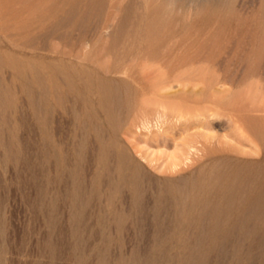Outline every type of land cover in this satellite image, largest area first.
<instances>
[{"label": "rangeland", "instance_id": "rangeland-1", "mask_svg": "<svg viewBox=\"0 0 264 264\" xmlns=\"http://www.w3.org/2000/svg\"><path fill=\"white\" fill-rule=\"evenodd\" d=\"M114 2H116L114 4H116V6L118 5V8L115 7L113 11L110 6L112 0H107L103 6L97 5L98 7L95 8L94 12L97 11V14L101 11L103 17L101 13L97 16L102 19L114 15V19L112 18L113 21L111 20L113 26H117V24L119 26V22L125 20L127 22L126 26L128 27V24L132 21L137 23V26L140 27V32L148 31L155 35L169 34L171 36L174 34V36H177V40H180L181 37H191L194 41H199V44L202 45L200 46L196 43L199 47L174 49L169 52L164 49H157L159 50L157 53L154 51V55H150L152 59L140 61L141 63H136L135 65H118L119 70L117 71H113L112 68H109V66L113 65L114 58L111 63L107 62L110 60H105L104 65L107 63L104 67L105 70H112V73L109 72L111 75L108 73V75L105 76L114 81V88L118 85V95L122 97L132 95L134 88L135 91L139 90L140 92L142 90L140 93H137L135 106L129 110L128 114L120 117L119 125L114 133L118 145H121L120 148L122 147L127 151L131 159L138 160L144 163L152 172L163 175L161 172L153 169V166L149 163L153 161V165L155 166L158 162H169V156L184 152L185 155L183 160L186 163L184 167L187 168L189 163H194L192 154L187 155L186 152L188 134H203L202 136L204 137L200 139L202 142L205 141V139L202 138H205L206 135L213 138L215 136V141L220 138L226 141L231 140L234 145L236 142L234 136L228 137V139L224 138L225 134L230 135L232 131H230L231 125L228 120L229 115H243V122L251 131L256 133L255 137L259 138L258 143L261 148L264 149V0H116ZM51 4H53V6ZM108 5L110 7L106 8L107 10L105 12L102 11L105 10L104 6L107 7ZM114 6L115 5H113V8ZM53 7V0H0V49L6 50L7 47L11 48L17 45H21L23 48L26 42L23 40H26L25 35L27 32L20 30L21 32L18 33L17 27L26 26L28 24L27 26H29V28H33L32 26H39L41 23H44L43 21L52 24ZM39 8L42 10L40 11ZM116 9L118 10L114 11ZM113 12H118L119 16H115ZM114 20H116V23H114ZM6 27L10 28V31L4 32L3 28L6 29ZM49 31V29L44 30L39 37L37 36L39 39L37 38L36 40L40 45L35 42V44H37L35 45L36 49H25L24 46L22 50H18V53H13L17 57H27L31 60V63L25 66L26 70L33 74L36 70H42L44 68L41 66L42 62L50 61L56 63L65 62L67 65L74 64L79 68L86 64L84 58L91 53L90 47L88 48L85 46L84 48V46H82V48H75L72 51L70 47L67 48L69 46V41L67 44V41L61 42L60 40L51 39L47 36L48 34L46 35ZM15 32H17V34ZM32 32L35 31H31V33ZM35 34H37V32H35ZM106 35L107 38L105 37V40H108L109 33ZM196 37H199V39ZM208 43L212 44L209 46L210 49L207 46ZM9 50L12 51L11 49ZM72 53L74 55H72ZM172 53L174 54V60L171 57ZM120 54L121 52H118L119 58L121 56ZM169 54L171 56H169ZM155 55H158V57L154 58L156 57ZM160 56L161 58H159ZM165 56H169L170 59L172 58V61L169 58V60L167 59L169 62L176 63L171 65L172 63L168 62V64L167 61L164 62L165 64L157 62V60H166L167 57ZM178 56L181 59H179ZM181 56H183V58ZM178 60L181 62H178ZM210 61H212V63H210ZM177 62L180 63V65ZM28 67L30 70L33 67V71H30ZM148 67H150L149 70L147 69ZM183 73L197 80L196 84H198V89L205 88L206 86L208 87L211 83H217L216 88L218 90L214 96H211L210 90L207 91L206 94H199L196 96L198 101H202L200 104L201 106H210L216 110L212 109L214 110V115L212 117H210L211 111L204 112L203 116L197 118L199 121L196 120V126L191 129L189 133L182 132L184 130L182 126L185 125L184 121H177L170 114L165 117H159L156 114L155 108L141 104L143 103V99L147 100L152 95V90L149 88V83H151L149 80L153 81L157 78V80H159L164 77H168L167 79L170 77V79L173 80L174 76ZM1 75L5 80L7 79L6 82H11L16 85L15 92L19 94V89L22 85H20L21 82L18 80L13 81V73L9 71L8 73H1ZM150 76L156 78H151ZM65 78L67 80L64 79V81L66 80L68 82L69 77L67 74H65ZM67 82H63L64 84L62 83L58 86L64 87L69 93V101H65V103H63V101L61 103L59 102V105L54 98L48 100L47 105L56 106L53 107L56 110L55 114L52 113L54 115H51L53 121L50 119L48 131L51 133L52 141L55 142L56 145L59 144L61 146L60 154L62 157L71 158L73 154V144L85 138V133L81 128L82 123L80 124V121L85 118L82 99L86 95L85 91L87 90H85L84 87L72 88V90L68 85L69 82ZM118 82H125L127 86L130 83L129 87L132 89L129 87L125 89V86H122L121 83ZM174 85L176 86L177 83H174ZM32 88L34 92L39 94L38 86L32 85L31 89ZM68 89H70V91ZM128 90H131L132 93L131 91L127 93ZM70 92H72V96H70ZM92 97L96 101V95ZM213 97L220 100L217 106L212 105L210 102ZM37 99L40 102L41 99ZM14 100L15 104L18 103L15 109L7 108L6 111L8 115L14 114V116L21 121L7 134L8 136L10 135L9 138L6 135V139L8 138L7 140L14 141V144H12L15 150L14 156H12L10 161L5 165L0 162V236L2 235V238L0 237V240H2L0 241V264H157L158 262V264H182V262L183 264H191L189 259L190 255H188L189 250L199 249L201 247L200 245L196 243L184 244V242H182L183 240L175 237L173 238V232H169L168 237L166 236V238L161 241L156 240L153 238L155 234L153 226V229L150 228L151 225L147 226V228L143 227L140 229V232L138 227L132 225L133 223L130 219L127 225L122 228L112 224V207L106 200L108 199L106 195L109 194L114 197L115 194L108 193V191L105 193L106 195H102L99 200H92L93 205L96 200L98 203L101 202L102 207L100 211L105 209V212L104 210L98 212V209L92 211L93 208H87L85 211V214H87V216L89 215L86 218L87 222L79 223L77 222L78 220L75 219V221H73L70 206L71 201L63 198L65 195L64 191H62L65 190V193H69L71 182H68L66 186H64V184L53 183L51 180L47 179V177H57V170L60 169H62L68 177L70 166L65 164V162L63 163V161L60 163L61 160L56 161L54 157H52L49 164L48 162L42 161L40 158L36 161L38 155L41 154L40 148L41 142H43L39 125L40 122L38 120L39 115L38 117L36 116L34 110L35 105L32 104L28 95L19 94ZM72 103H74V105H72ZM70 106L75 107V110H77L75 111L76 114L79 115L80 119H83H79L75 122V113L72 115V111L69 110L71 108ZM13 110H16V113H12L14 112ZM77 127L79 129H77ZM108 130L105 133L106 136L110 134ZM159 130L166 132L167 138L170 139L167 144L162 143V141L160 142V137H158L159 142L154 141L160 133ZM260 132L263 134H260ZM75 134H78V137L74 142L73 138ZM90 137L95 141V136L92 135ZM172 138H175L176 141L172 142ZM47 143H49V140ZM175 144H177L180 149H176ZM198 146L201 145L199 144ZM252 147L254 150L258 151L256 146L251 143H246L241 147L242 156L244 158H259L258 152H254ZM5 150V147L0 146V156H3L2 153L5 154ZM194 152L196 153V151L193 150V153ZM200 153L201 152H199V154ZM235 154L237 153L235 152ZM195 156L197 157L198 153H196ZM25 159H30V161L28 162ZM159 159L160 161H158ZM196 165L188 168L186 173L195 169ZM36 168H39V170ZM39 188L44 191L47 190L41 194V197L37 196L39 194ZM59 194L61 198H59ZM48 217L51 219H48ZM89 217H91L90 220L93 222L89 220ZM138 233H145V235L141 236V239H139V237H137ZM3 234H5L4 237ZM142 237L144 238L142 239ZM176 240L180 244L177 243ZM7 241L8 243H6ZM229 243L230 244L227 243V247H225L226 252L228 251L227 253H230L234 247L231 245V242ZM248 243L246 242L242 245L241 252L244 253V251H246ZM183 244L186 245L188 249L186 246H183ZM202 248H209L208 242H204ZM228 249H231V251ZM255 249L257 248H254L251 254L257 257L256 255L259 254V250ZM160 253L161 255H159ZM211 253H214V256ZM211 253L209 258H207L206 264H218V262L219 264H226V262L227 264H236L231 259V254L221 259L216 255L215 250H212ZM184 254L187 256H183ZM154 256H156V260L153 259ZM257 258L259 259V255ZM244 260L243 257L241 263ZM243 263H245V261Z\"/></svg>", "mask_w": 264, "mask_h": 264}, {"label": "bare ground", "instance_id": "bare-ground-1", "mask_svg": "<svg viewBox=\"0 0 264 264\" xmlns=\"http://www.w3.org/2000/svg\"><path fill=\"white\" fill-rule=\"evenodd\" d=\"M106 1L107 0H53V16L51 15L53 18V21H51L52 24L43 21L44 23H41L39 26H32L31 23L33 28H29L26 22V26L23 25L17 27L18 30L16 29L18 33L21 32L20 30L27 32L25 35L26 40H23L26 41L24 44L25 49H36L35 45L39 44L36 39L42 34V31L48 29L50 31L46 33V35L48 34L47 36H49V38L60 40L61 42L67 41V44L69 41V46L67 48L70 47L72 51L75 48H82V46H84V48L85 46L88 48L90 47L91 53L85 56L84 61L86 64L81 66V68L74 64L67 65L65 62H58V64L50 61L42 62L41 66L44 68L42 70H36L31 74L25 68L26 65L31 63V60L27 57L20 58L13 54L18 53L24 46L23 48L21 45H17L11 48L7 47L6 50L0 49V146L6 149L4 151L5 154L2 153L3 156H0V162L5 165L10 161L11 157L14 156L15 150L12 145L14 141L7 140L10 136L7 134L21 121L14 116V114L8 115L6 109H15L18 103L15 104L14 98L19 94H26L30 97L32 104L35 105L34 110L36 116L38 117L39 115L38 120L40 122L41 138L43 140L40 148L41 154L38 155L36 161L40 158L42 161L48 162L49 164L52 157H54L56 161L61 160L60 163L63 161V163L65 162V164L70 166L68 177L66 176L67 174L60 169L57 170V177H47V179L51 180L53 183L64 184V186H66L68 182H71L69 193L67 192L68 195L65 193V190L62 191H64L65 195L63 198L71 201L70 206L73 221L78 220L77 222L79 223H85L86 218L89 216L85 214L87 208H93L92 211L98 209L99 212L102 207L101 202L98 203L96 201L108 191V193L115 194L114 197L105 194L106 197H108L106 200L112 207L111 212L113 213V217L112 220L110 219L112 224L122 228L127 225L130 219L133 223L132 225L138 227L140 232V229L143 227L147 228V226L151 225L150 228L153 229V226L155 229L153 238L156 240L161 241L166 238V236L168 237L169 232H173V238L175 237L183 240L182 242H184V244L196 243L200 245L201 247L199 249L197 248L198 250H191L189 247L190 250L188 255H190L189 259L191 264H206L207 258H209L212 250H215L216 255L221 259L231 254L230 257L236 264H264V149H262L258 143L259 138L255 137L256 133L251 131L243 122V115L236 116L234 114L235 116H228L231 125L230 131H232L230 135L225 134L224 138L228 139V137L234 136L236 138V142L234 143L235 147L231 140L226 141L220 138L215 141V136L213 138L205 135V138H202L205 139V141L202 142L200 139L204 137L202 136L203 134H188L186 152L187 155L192 154L194 163H189L187 168L184 167V165H186L183 160L185 155L184 152L169 156V162L159 163V159L155 166L153 165V161H151L149 164L153 166V169L161 172L163 175H158L152 172L144 163L131 159L127 151L122 147L120 148L121 145H118L114 133L119 125L120 117L128 114L129 110L135 106L137 93H140L142 90L140 92L139 90L135 91L133 87L134 92L132 95L122 97L118 95V85L116 86L117 89L114 88V81L108 79L109 77L106 78L105 75H108L112 70H119L118 65H135L136 63H141L140 61L152 59L150 55H154V51L157 53V51H159L157 49H164L168 52L174 49H190L198 46L196 43L199 44V41L196 42L191 37H181L180 40H177V36H174V34L171 36L169 34L155 35L148 31L140 32V27L137 26V23L131 21L127 27V22L122 19H120L122 22H119V26L118 24L117 26H113L112 18L114 15L112 14L115 12L111 14L112 16L103 19L97 16L100 15L101 11L97 14V11L94 12L95 8L98 7L97 5L103 6ZM114 1L116 0H112V3H110L112 11L115 7L118 8V5L116 6V4H114L116 2ZM51 5L53 6V4ZM113 5H115L114 8ZM110 6H104L105 10L102 11L105 12L107 10L106 8ZM40 8L39 10L41 11L42 9ZM117 10L118 9L114 11ZM116 13L115 16H119L118 12ZM101 16L103 17V14ZM114 21V23H116V20ZM9 29L10 28L6 27V29L3 28V31H10ZM31 31H35L37 34H35V32H32L34 33L32 34ZM17 32L15 33L17 34ZM108 33L109 41L105 40L107 38L106 34ZM196 38L199 39V37ZM35 42L37 44H35ZM209 44L210 43L207 45L208 47L212 45ZM199 45L202 46L201 44ZM118 52H121L120 58L118 57ZM72 55L74 54L72 53ZM171 55L169 54L174 60V54L172 53ZM161 56L159 58H161ZM169 56H165L167 57L166 60H157V62L165 64L164 62L167 61L168 63L170 59ZM179 56L178 58L181 59ZM157 57L158 55L154 58ZM181 57L183 58V56ZM172 58L170 59L171 61ZM112 59L113 65L110 64L111 66H109L112 70L106 71L104 68L107 64L104 65L105 60L111 63ZM171 61L169 63H172ZM178 62L181 61L178 60ZM174 63L176 62H173L171 65ZM210 63H212V61H210ZM178 64L180 65V63ZM32 68L30 70L28 67L30 71H33L34 68ZM149 68L150 67L147 69L149 70ZM9 71L13 73V81L18 80L21 82L20 85L22 86L19 89V94L15 92L16 85L11 82H6L7 79L5 80L1 75V73H8ZM65 74L69 77V83L66 81ZM164 78L159 80H157V78L153 81L149 80V82H151L149 83V88L152 90V95L147 100L143 99V103L141 104L155 108L156 114L159 117H165L170 114L177 121H184L185 125L182 126L184 129L182 131L183 133H189L191 129L196 126V122L199 121L197 118L203 116L204 112L211 111L210 117L214 115L213 111L216 109L210 106H201L200 104L202 101H198L196 96L199 94H206L209 90L211 96H214L218 91L216 88L217 83H211L208 87L206 86L205 88L198 89V84H196L197 80L184 73L177 74L173 77V80H171L170 77V80L167 79L168 77ZM64 79L66 80L64 81ZM63 82H67L71 89L84 87L85 90H87L85 91L86 95L81 92L85 95L82 99L85 118H81L83 120L80 121V124L82 123L81 128L85 133V138L75 142L79 133L77 135L75 134L73 138L75 144H73V154L71 158L62 157L60 154L61 146L59 144L56 145L55 142L52 141L51 133L48 131L51 115H54L56 110L53 108L56 106L47 105L48 100L54 98L58 101H56L57 104L62 101L63 103L69 101V93L64 87L63 89L58 86ZM125 82L118 83H121L122 86H125V89H128L130 83H127V86ZM174 83H177V85L175 86ZM32 85L38 86L39 94L34 92L33 88L31 89ZM68 90L70 91V89ZM130 91L128 90L127 93H130ZM71 93L72 92H70V96H72ZM94 95L97 97L96 101L92 97ZM37 98L41 99L40 102ZM211 100L210 102L214 106H217L220 101L214 97ZM72 105H74V103H72ZM16 110H13L14 112L12 113H16ZM69 110L72 111V115L75 113L74 120L77 122V120L80 119L79 115L75 112L77 110H75V107H71ZM77 129L79 128L77 127ZM107 130L108 133L110 132L109 136L105 135ZM159 132L157 139H154V141L159 142L158 137H160V142L162 141V143L167 144L170 139L167 138L166 132L161 130H159ZM261 133L262 132H260V134ZM6 135L8 137L7 139ZM92 135L95 136V141L91 139L90 136ZM48 140L49 143H47ZM171 140L172 142L176 141L175 138ZM246 143H251L256 146L258 151L254 150L253 147L252 149L254 152H258L259 158L249 159L242 156L241 147ZM199 144L201 146H198ZM175 148H179L177 144H175ZM193 150L198 153L197 157L195 156L196 153H193ZM199 152L201 153L199 154ZM235 152L237 154H235ZM25 160L28 162L30 161V159ZM193 165H196L195 169L186 173V170ZM36 169L39 170V168ZM45 191L39 188V194L37 196L41 197V194ZM58 196L61 198L60 194ZM93 199H97L94 205L92 204ZM102 210L105 212V209ZM51 218L48 217V219ZM90 218L91 217H89V220ZM90 221L93 222L92 220ZM4 235L5 234H3V237ZM143 235H145V233H138L137 237L141 239ZM0 237L2 238V235ZM144 237H142V239ZM204 242H208L209 248H202ZM229 242H231V245L234 247L232 251L228 249L231 252L227 253L228 251L226 252L225 247H227V243L230 244ZM246 242H249L248 248L243 253L241 252L242 245ZM6 243H8V241ZM184 244L183 246H186ZM254 248L259 250V259L257 258L258 255L255 257L251 254ZM159 255H161V253ZM212 255L214 256V253ZM183 256L186 257L187 255L184 254ZM155 257L156 256H154L153 259H155ZM243 257L245 263H243L244 261L241 263Z\"/></svg>", "mask_w": 264, "mask_h": 264}]
</instances>
